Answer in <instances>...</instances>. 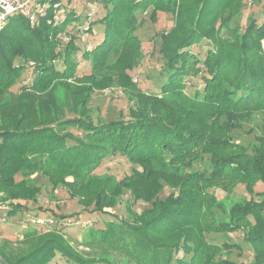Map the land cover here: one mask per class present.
I'll return each instance as SVG.
<instances>
[{
    "label": "trees",
    "instance_id": "obj_1",
    "mask_svg": "<svg viewBox=\"0 0 264 264\" xmlns=\"http://www.w3.org/2000/svg\"><path fill=\"white\" fill-rule=\"evenodd\" d=\"M98 3L105 14L93 23L104 25L103 38L83 76L76 74L73 36L65 44L58 38L80 17L73 10L55 25L13 16L0 30V194L9 201L7 215L36 201L40 189L28 176L39 173L53 188L66 187L83 209L105 213L124 195L150 205L136 213L126 204L129 219L115 217L89 232L87 245L117 252L124 264H238L222 254L239 244L206 237L237 231L252 249V264H264V190L258 200L240 198L228 210L210 192L228 195L244 185L252 196L258 183L264 187V134L247 144L232 137L253 114L264 113V21L249 17L243 30L233 26L244 0ZM147 9L152 22L158 12L173 17L158 36L163 63L157 77L164 79L158 94L143 93L125 73L143 58L135 14ZM203 40L208 49L200 60L190 48ZM27 67L32 81L16 89ZM106 70L113 74L102 77ZM198 76L202 89L189 94L186 79ZM114 82L135 107L127 120L95 123L87 101ZM112 155L135 165L132 174L121 180L95 175ZM204 158L202 171H187ZM164 187L169 193L160 199ZM48 228L28 229L21 251L11 256L0 246V257L7 264H49L56 255L67 264H120L85 258Z\"/></svg>",
    "mask_w": 264,
    "mask_h": 264
},
{
    "label": "rangeland",
    "instance_id": "obj_2",
    "mask_svg": "<svg viewBox=\"0 0 264 264\" xmlns=\"http://www.w3.org/2000/svg\"><path fill=\"white\" fill-rule=\"evenodd\" d=\"M62 3L64 14L69 10H73L79 15L74 23L67 26L58 38L63 44L67 43L73 36L74 44L78 47V52L73 56L77 62V76H83L90 73V65L92 62V54L95 46H97L103 38L104 25L93 23L99 20L105 14V9L97 3L95 13L88 16L93 0H59ZM150 9L136 12L137 29L135 35L141 42V50L143 58L139 63L125 73L136 83L143 93L158 94L159 88L163 82V77H157L161 68L163 59L159 53V34L169 31L173 25V17L169 13L158 12L156 21L152 22L149 18ZM61 17V22L66 16ZM249 17H254L259 22L264 21V0H244V7L240 14L233 21V26H238L241 30L246 26ZM13 17L8 19L11 20ZM264 45V41H263ZM208 49L207 41L203 40L199 44L190 48V51L202 60ZM84 54V55H83ZM61 67V64H58ZM113 72L106 70L100 73L102 77L112 75ZM33 78L32 68L27 67L22 73L21 80L16 87L29 85ZM186 92L192 94L193 90H201L203 83L198 77H189L186 79ZM58 91V90H57ZM60 97V96H59ZM87 107L92 120L107 123L111 120L129 119V109L135 106L133 101L123 92L122 88L114 82L110 87L97 89L93 91ZM76 133V130H73ZM264 134V113L253 114L248 121L244 122L240 129L232 132V137L237 143H254L255 136ZM200 164L194 162L192 167L187 171H202L207 166V159ZM135 165L131 164L126 157L121 155H112L102 161V163L93 172L97 176L112 175L116 180H121L132 174ZM137 170L142 171L139 167ZM29 181L34 187H39L40 192L35 202L26 203L27 207L14 216L7 215L9 209V201L2 200L0 194V246L3 247L8 255H14L21 251L24 247L22 244L23 234L28 229H36L39 231L46 230L48 225L40 224V220H52L57 225L48 229H55L61 233L69 245L80 255L85 258H106L111 261H117L124 264V258L117 252L106 250L98 245H87L90 230L104 228L106 222L120 219H129L126 211V204L131 206V210L141 213L149 208L148 203L142 201H134L129 195L124 197L117 203L114 208L105 209V213L92 211L91 208L83 209L75 199L70 198L66 187L61 186L53 188L47 177L35 173L28 176ZM68 180H71L68 178ZM264 187L258 183L255 187L254 194L249 196L246 193L244 185H238L228 195L220 190H210L217 198L224 199L226 210H228L236 200L240 198L249 199L252 197L258 200L261 197ZM169 193V189H164L159 193L158 198L163 199ZM2 198V199H1ZM229 198V199H227ZM55 216H64L63 219H57ZM216 218L225 219L224 216L215 215ZM54 224V223H53ZM242 232L237 231L227 234H208L206 237L210 242L221 245L223 242L230 244H239V247L231 248L224 251L222 258H228L238 264H252L253 252L250 246L242 241ZM185 259L189 256L179 254ZM49 264H67L60 255Z\"/></svg>",
    "mask_w": 264,
    "mask_h": 264
},
{
    "label": "built area",
    "instance_id": "obj_3",
    "mask_svg": "<svg viewBox=\"0 0 264 264\" xmlns=\"http://www.w3.org/2000/svg\"><path fill=\"white\" fill-rule=\"evenodd\" d=\"M98 0L93 2L88 16L95 13ZM11 8L12 11H8ZM64 9L60 1L54 0H0V30L6 25L8 19L20 16L29 21L31 25L38 23L40 19L47 18V24H58L63 17ZM49 13V17H47ZM40 224L51 226L54 221L40 220Z\"/></svg>",
    "mask_w": 264,
    "mask_h": 264
},
{
    "label": "water",
    "instance_id": "obj_4",
    "mask_svg": "<svg viewBox=\"0 0 264 264\" xmlns=\"http://www.w3.org/2000/svg\"><path fill=\"white\" fill-rule=\"evenodd\" d=\"M0 264H7L5 260L0 257Z\"/></svg>",
    "mask_w": 264,
    "mask_h": 264
},
{
    "label": "clouds",
    "instance_id": "obj_5",
    "mask_svg": "<svg viewBox=\"0 0 264 264\" xmlns=\"http://www.w3.org/2000/svg\"><path fill=\"white\" fill-rule=\"evenodd\" d=\"M8 11H12V9H11V8H9V9H8Z\"/></svg>",
    "mask_w": 264,
    "mask_h": 264
}]
</instances>
